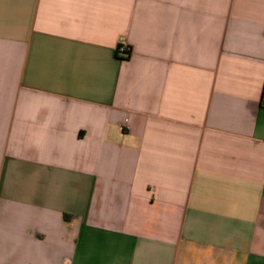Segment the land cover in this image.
<instances>
[{"label": "crops", "instance_id": "obj_1", "mask_svg": "<svg viewBox=\"0 0 264 264\" xmlns=\"http://www.w3.org/2000/svg\"><path fill=\"white\" fill-rule=\"evenodd\" d=\"M263 89L264 0H0V264H264Z\"/></svg>", "mask_w": 264, "mask_h": 264}, {"label": "built area", "instance_id": "obj_2", "mask_svg": "<svg viewBox=\"0 0 264 264\" xmlns=\"http://www.w3.org/2000/svg\"><path fill=\"white\" fill-rule=\"evenodd\" d=\"M118 54L121 56V57H128L127 53L125 52V48L123 45H121L118 50H117ZM260 102H261V106L264 107V89H263V92H262V95H261V99H260Z\"/></svg>", "mask_w": 264, "mask_h": 264}]
</instances>
